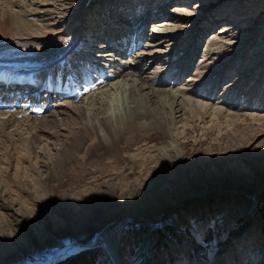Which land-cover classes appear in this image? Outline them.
Listing matches in <instances>:
<instances>
[{"label": "rangeland", "instance_id": "obj_1", "mask_svg": "<svg viewBox=\"0 0 264 264\" xmlns=\"http://www.w3.org/2000/svg\"><path fill=\"white\" fill-rule=\"evenodd\" d=\"M113 1L69 0L62 13L69 19L86 4L92 11L109 10ZM127 1L117 19L123 16L128 33L145 18L140 24L144 31L137 35L147 36L150 27L164 23L177 27L166 43H176L174 53L172 48L154 58L147 72L149 78L158 76L154 88L167 82L183 89L184 97L228 115H208L198 124L184 109L189 126L176 132L179 163L159 157L166 135L155 125L146 129L152 136L149 144L142 141L146 133L139 131L137 145L124 138L113 146L81 149L63 174L50 169L41 151L46 143L38 132H55L54 126L41 123L37 133L30 129L23 137L26 143L15 142L8 155L1 145V181L15 205L0 198V264L55 263L61 252L73 248L77 252L56 264H115L102 242L90 245V234L109 213L129 206L145 222L130 219L126 210L109 230L119 241L121 264H256L254 259L264 256V190L257 202L248 194L264 186V55L256 54L264 40L258 33L264 14L256 16L264 13V0ZM52 20V28L42 33L54 51H45L34 33L17 39L10 33L13 27L1 22L0 77L7 71L9 76H44L55 68L50 78L58 83L60 76L79 73L90 84L75 79L73 95L61 98L75 104L111 81V73L97 76L89 69L107 67L97 60L108 57H97V51L108 47L93 41L87 23L71 40L68 25ZM215 35L223 39L215 40ZM139 44L133 55L147 47L144 38ZM42 96L27 102L14 98L20 102L0 110L10 111L16 120H41L52 112L41 106ZM103 182L122 187L106 192ZM148 212L162 214L148 221Z\"/></svg>", "mask_w": 264, "mask_h": 264}, {"label": "bare ground", "instance_id": "obj_2", "mask_svg": "<svg viewBox=\"0 0 264 264\" xmlns=\"http://www.w3.org/2000/svg\"><path fill=\"white\" fill-rule=\"evenodd\" d=\"M68 1L69 0H0V26L3 28L1 22L10 24L13 27L10 33L17 39H23L30 33H34L40 39H38V41L44 46L45 51H54V46L51 44L50 39L44 36L45 33H42L48 32L47 30L52 28L53 25L50 23L54 21L52 19H62L63 22L68 25L66 35L69 39L81 33L85 25L84 23H87L93 30V41H97L102 46L108 47L105 50L99 49L97 51L99 56L97 55V57L106 55L109 59L105 60L102 58L97 60V62L105 63L107 67H90L89 69L97 76H105L104 73L109 72L113 77L110 82L108 81V86L98 90L94 94H90L91 96L85 95L82 100L75 104L74 101L69 99L62 100L61 98L63 96H60L56 101L58 98L57 96H53L52 93L49 94V91L47 93H43V91V104L41 106L43 108L51 107L52 112L48 117L37 121H30L28 118L16 120L14 115L7 113L10 111H3L4 109L15 106L17 101H13V99L19 98L22 93L18 87L15 89L13 86L12 89L14 90H12V92H7L13 94V97L9 98L7 95H4L3 90H0V95L3 94L0 102L8 104L7 106L2 104L1 108H3V110H0V146L4 145V152H7L6 155L14 149L15 142L21 144L26 143L23 137L30 129H33L35 133H37L36 131L39 129L41 123L44 127L47 125L54 126L56 129L55 132L47 133V131L43 130L38 132L41 139H44L46 143L41 146L45 148L41 149V151L43 156L48 157L50 169L53 167L57 174H63L64 170H66L65 167L69 165L68 163L71 160L76 158L77 151L81 149L85 150L91 147L99 149L113 146L119 139L124 138H128L131 145H137L140 143L138 142L139 137L137 136L139 131H144L142 132L143 134L146 133L142 141L149 144L152 141V136L147 133L146 129L155 125L166 135L164 145L160 148L159 157L161 159H167L172 163L174 160L175 163H179L176 132L179 129L184 130V128L189 126V123L186 125L184 124V117L186 115L184 109L190 111L197 117L198 124L204 123L202 121L208 117V115L210 117H217L222 113L228 115V112L222 109L212 108L204 102H197L184 97L183 89H173L167 82L163 88H154L158 76L156 77L155 75L153 78L146 76L148 75L147 72L154 58L168 53L172 48L170 52L174 53L176 43L169 45L166 43L168 42L167 40L174 38L177 27H169V24L164 23L158 28L150 27V29H148V32H150L147 36H145V33L141 34L142 36L137 35L138 31H141V33L144 31L140 29V24L142 22H144L143 24L147 22L145 18L144 21L140 20V23L136 22V28H134L131 33H128L125 27V20L122 19L123 16L120 15L122 18L117 19L118 14H122V10L129 5L130 2L127 0H119V3L118 0H114L109 10L97 9V11H92L86 4L79 12L72 13L68 19L65 13H62ZM164 9L165 6L160 7V11ZM262 14L264 13L261 12L256 16L258 17ZM137 28L140 30H137ZM258 33L264 39V27L259 29ZM89 37H91V35ZM129 37L130 40H128ZM153 37L155 40L152 39ZM143 38L147 43V47L143 51L133 55L131 51L133 48L140 45V41L143 43ZM213 39L223 38L221 35H215ZM163 44L165 45L161 47ZM263 46L264 40L261 46L257 47L256 54L260 56L264 55V49H261ZM52 54V56L50 55L51 58L55 53L53 52ZM189 60L192 59H188V63L191 64ZM138 67H140V70ZM58 71L56 72L57 75ZM151 73H154V71ZM73 76V81L68 79L69 76L67 75L60 76L58 78L56 90L60 91L66 87L69 89L66 91H70L78 84H75V79H79L81 81L80 84L87 85V77L83 76V78L79 73ZM6 80L10 83H17L19 78L14 79V76L10 75L7 76ZM6 80L0 87L8 82ZM44 87L45 85L38 83L34 88L29 90L27 94L28 100L35 101V99H40L41 93L39 88ZM78 87L81 88L80 86ZM6 97L9 98V101H6ZM23 109L24 108H21V110ZM248 116L255 117L254 115ZM24 127H26V130ZM120 136L123 138H120ZM1 173L0 171V193H5V196L2 197L0 195V198L3 202L6 201L7 206L14 207L15 201L6 197L7 191L4 189L3 182L1 181ZM102 187L103 191L115 193L122 187V184L117 182H103ZM263 190L264 186L258 185L252 193L248 194L250 200L252 202H257L258 194ZM235 196L234 198H236ZM191 200L193 201L195 198ZM122 204H125V202L123 201ZM120 207L122 208L123 206L120 205ZM123 208H125L124 211L127 210L126 214L129 215L130 219L145 222V220L137 219L138 215L136 216L132 213V207ZM118 211H112V214L109 213L107 218L105 217L103 221L93 229L89 239L92 242L90 245L98 243L99 241L102 242L115 264H121L120 244L117 237L113 235L112 232L109 233V230L124 214L123 210ZM161 214L162 213L158 212H148L147 218L150 216L148 221L157 219ZM77 250L78 249L75 250V248L65 250L56 257V260L64 258L70 253L77 252ZM257 253H259V251L255 252V254ZM254 260H256V264H264V256Z\"/></svg>", "mask_w": 264, "mask_h": 264}, {"label": "water", "instance_id": "obj_3", "mask_svg": "<svg viewBox=\"0 0 264 264\" xmlns=\"http://www.w3.org/2000/svg\"><path fill=\"white\" fill-rule=\"evenodd\" d=\"M61 259H63V258H61ZM61 259H59L58 261H61ZM58 261H55V263H50V264H56Z\"/></svg>", "mask_w": 264, "mask_h": 264}]
</instances>
